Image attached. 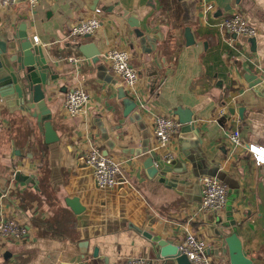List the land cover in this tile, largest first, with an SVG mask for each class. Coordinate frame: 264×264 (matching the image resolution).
<instances>
[{
  "label": "crops",
  "instance_id": "0c3cea01",
  "mask_svg": "<svg viewBox=\"0 0 264 264\" xmlns=\"http://www.w3.org/2000/svg\"><path fill=\"white\" fill-rule=\"evenodd\" d=\"M96 8L99 29L73 41L66 40L69 28L93 12L83 0H40L33 8L19 2L0 12V40L12 46L24 23L57 76L44 95L58 137L45 144L31 105L0 87V219L27 228L23 239H0V264H124L135 257L164 264L145 233L176 246L186 232L207 241L215 264H229L227 251L218 253L223 237L212 222L229 218L238 225L245 258L264 264V165L228 141L238 130L243 144L264 147V0H99ZM234 14L246 16L255 38L222 32L223 20ZM89 47L99 53L96 60L79 51ZM110 50L129 55L135 89L111 71L104 59ZM245 75L260 84L250 88ZM74 87L84 88L90 103L71 117L64 99ZM120 91L136 104L125 117ZM179 108L191 113L189 135L200 140L191 141L189 157L181 151V129L161 151L153 136L154 118L178 119ZM229 108L235 113L227 117ZM91 148L121 163L123 184H94L82 160ZM149 153L173 155L162 178L167 183L147 177L142 163ZM17 174L33 184L16 181ZM203 176L226 186L223 211L200 214ZM68 200L82 212L74 213Z\"/></svg>",
  "mask_w": 264,
  "mask_h": 264
},
{
  "label": "built area",
  "instance_id": "2783aa9c",
  "mask_svg": "<svg viewBox=\"0 0 264 264\" xmlns=\"http://www.w3.org/2000/svg\"><path fill=\"white\" fill-rule=\"evenodd\" d=\"M40 0H0V12L19 2H26L33 8ZM207 9L211 8L209 4ZM102 10L96 8L86 19H80L73 24L66 36V40L93 35L100 27ZM223 33L229 36H245L249 39L255 38L256 29L249 23L244 14H234L225 18L221 24ZM109 62L110 69L119 77L127 90H133L138 81V73L129 62V55L125 51L110 50L104 55ZM72 60V59H70ZM133 98H136L133 96ZM90 103V96L84 88L74 87L65 93L64 108L66 112L75 117ZM142 106V105H141ZM182 125L178 119L172 116H158L154 118L153 136L156 140L157 150L161 151L171 143L179 134ZM228 141L234 148H244L250 155L256 166L264 165V147L256 145H245L242 143L238 130L228 135ZM161 160L169 164L173 155L165 153ZM82 160L90 169L94 184L99 189H114L120 184L119 176L122 172L121 163L112 157L104 156L98 148H91L83 155ZM200 187V214L218 213L224 210L227 205V188L216 177L203 176L199 178ZM27 235V228L12 219H0V239H23ZM177 250L180 255L185 256L189 264H215L207 256V241L194 232H186L177 243ZM124 264H158L156 261L145 258H128Z\"/></svg>",
  "mask_w": 264,
  "mask_h": 264
},
{
  "label": "water",
  "instance_id": "95a60500",
  "mask_svg": "<svg viewBox=\"0 0 264 264\" xmlns=\"http://www.w3.org/2000/svg\"><path fill=\"white\" fill-rule=\"evenodd\" d=\"M83 1L88 10L94 11L99 0ZM129 25L131 27H137V25L134 24ZM135 33L137 36H141L139 31L136 30ZM186 37L187 43L193 42L190 35ZM11 42L12 46H9V40L6 42L0 40V87L7 90L8 96L14 95L17 99L29 103L31 109L35 111L33 117L36 118L38 123L42 126L44 143L47 145L56 143L58 137L49 122L50 112L47 109L44 94L50 81L57 79V76L50 74V69L46 63L42 47L36 45L34 38L27 35L24 23L17 27V33L13 35ZM10 49L13 50L14 53H9ZM89 49L91 48H80L79 51L87 58L96 60L99 53L94 50L88 51ZM244 79L250 84V88L256 87L261 82V80L257 79L254 75H245ZM120 99L123 100V115L125 117L136 108V104L132 100L125 98L123 91H120ZM243 112V107L237 108V114L240 119L243 118ZM234 113L235 110L229 108L227 117L234 115ZM175 115L182 125L181 134L184 135L180 136L181 151L185 157H189L188 150L192 147L191 141L200 142L195 133L189 135V133L193 132L192 115L190 112L180 108L175 111ZM103 155L106 156L107 152L105 151ZM149 155L150 156L142 163L147 177L150 179L156 177L159 182L167 183L162 178L166 173L170 172V167L173 164L172 161L166 164L159 156L153 153H149ZM14 179L25 184H33L31 177H19L17 174L14 176ZM3 191H5V189H0V198ZM68 205L76 214H80L83 210L76 200H68ZM214 221H216V224H219L217 235L223 237L224 244V247L218 249V253L224 256L227 251L229 264H251V261L246 259L243 254L236 222L232 221L230 218L225 222H221L219 219L213 220L212 222ZM145 236L159 247V256L164 264H189L186 257L179 254L177 246L161 240L159 237H151L148 233H145Z\"/></svg>",
  "mask_w": 264,
  "mask_h": 264
}]
</instances>
